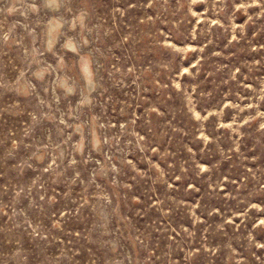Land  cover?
I'll return each mask as SVG.
<instances>
[{
    "label": "rangeland",
    "instance_id": "1",
    "mask_svg": "<svg viewBox=\"0 0 264 264\" xmlns=\"http://www.w3.org/2000/svg\"><path fill=\"white\" fill-rule=\"evenodd\" d=\"M0 264H264V0H0Z\"/></svg>",
    "mask_w": 264,
    "mask_h": 264
},
{
    "label": "bare ground",
    "instance_id": "2",
    "mask_svg": "<svg viewBox=\"0 0 264 264\" xmlns=\"http://www.w3.org/2000/svg\"><path fill=\"white\" fill-rule=\"evenodd\" d=\"M84 67H85V66H84ZM85 71H87V70H85ZM89 85L92 86L90 83H89Z\"/></svg>",
    "mask_w": 264,
    "mask_h": 264
}]
</instances>
